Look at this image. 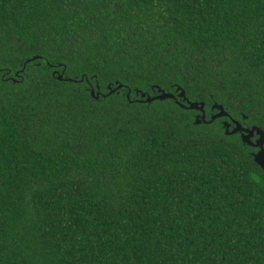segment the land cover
<instances>
[{"label":"trees","instance_id":"obj_1","mask_svg":"<svg viewBox=\"0 0 264 264\" xmlns=\"http://www.w3.org/2000/svg\"><path fill=\"white\" fill-rule=\"evenodd\" d=\"M156 87L263 127L264 0H0V264H264V170Z\"/></svg>","mask_w":264,"mask_h":264},{"label":"water","instance_id":"obj_2","mask_svg":"<svg viewBox=\"0 0 264 264\" xmlns=\"http://www.w3.org/2000/svg\"><path fill=\"white\" fill-rule=\"evenodd\" d=\"M40 57H35L32 60H28V63L34 60H38ZM58 80L60 81H66V82H78L77 80H72L69 78H65L64 77V72L62 74L58 75ZM83 81V80H82ZM81 81V82H82ZM122 86H119L118 88H116L115 90H112L111 87L109 88L110 94H113L114 92H116L118 89H120ZM158 90V95L155 96H151V95H147L146 93H142V100H140L141 102H145V103H152L155 101H165V100H174L176 101V103L178 105H180L182 108L184 109H188V110H192V111H197L198 115L196 116V121L195 124L200 125V124H211L212 122H214L216 119L218 118H224L229 116V114L226 112L224 106L222 105H214L213 109L217 110L218 113L216 115H214L211 119H208V115H206V109H205V104L204 103H199V102H191L188 100V98L186 97V92L182 89V88H178L176 91V94H172V93H167L166 91L162 90L159 87H156ZM138 93L140 94L141 92L138 91ZM92 95L93 97H95V99L99 100L101 93L98 92L97 94L95 93V90H92ZM104 98H106L108 95H103ZM179 99H181L183 102H185L187 105H184V103L180 102ZM227 126V123H225V127ZM228 127V126H227ZM240 130V128H236L235 131L232 134H236L238 133ZM226 132L227 134H230L228 131V128H226ZM259 134L262 135V137H264V132L259 131ZM248 136H243V140L244 142L249 141ZM255 162L264 170V155L260 154L257 155L255 157Z\"/></svg>","mask_w":264,"mask_h":264},{"label":"flooded vegetation","instance_id":"obj_3","mask_svg":"<svg viewBox=\"0 0 264 264\" xmlns=\"http://www.w3.org/2000/svg\"><path fill=\"white\" fill-rule=\"evenodd\" d=\"M217 113L218 111L214 110L212 107L210 113L206 112V115H209V119H211ZM227 113L229 114V116L224 118H218L210 125H219L226 136L234 137L238 141H240L242 145L248 150L249 154L254 158V160L257 155H264V137L259 134V131L264 132V126L262 127L255 123H252V121H250V118L244 114H242L241 117H238L231 115L229 112ZM225 123H227L228 127H225ZM238 127L241 131L236 134H232ZM226 128H228L230 134H227ZM243 136H248L249 141L244 142Z\"/></svg>","mask_w":264,"mask_h":264}]
</instances>
